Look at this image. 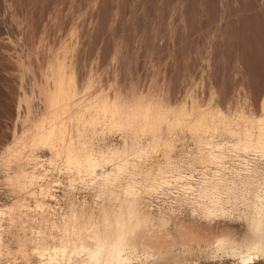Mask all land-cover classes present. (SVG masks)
Segmentation results:
<instances>
[{
  "label": "rangeland",
  "instance_id": "374dc122",
  "mask_svg": "<svg viewBox=\"0 0 264 264\" xmlns=\"http://www.w3.org/2000/svg\"><path fill=\"white\" fill-rule=\"evenodd\" d=\"M262 101L264 0H0V264H264V148L194 122Z\"/></svg>",
  "mask_w": 264,
  "mask_h": 264
},
{
  "label": "bare ground",
  "instance_id": "6f19581e",
  "mask_svg": "<svg viewBox=\"0 0 264 264\" xmlns=\"http://www.w3.org/2000/svg\"><path fill=\"white\" fill-rule=\"evenodd\" d=\"M56 72H57V75L58 74L59 75L57 77L56 85H55L54 91H53L54 95H53V103L52 104H54L53 105L54 107H56V106L58 107L55 109L56 110L55 112H63V111H65V108L69 105L70 97L73 94V91L71 90V85H70V83L72 81H71V79H68V84H67L68 89L66 90L65 88L62 87V85L65 82V80L63 78V66H62V64L61 65L57 64ZM152 103L155 104L154 102H152ZM152 103H149L146 105H141V104L138 105L137 106V112L132 114V119L136 120L137 118H140L143 120H151L154 122H158L162 119H165L164 113L161 110H158L156 108V106H153ZM111 106L113 108V110H112L113 114H115L117 111V108H118V105L116 103L110 104V103H108V101H105V102H103L101 107L104 111H107V109ZM261 107H262V109H261L262 112H261L260 116L256 119L250 120L249 121L250 126L248 127L250 129H245L242 132H239L238 130L235 129V126L238 125L236 122L234 123L233 120H229L228 117L222 115L219 112H213L212 111V112H208V113H201L199 115V117L194 120V122L199 123V122L210 121L213 124L216 123L215 124L216 126H211V124L205 123V125H207L205 127V130H211V129L217 130V128H219V127H217V125H218V126H222L221 131H226V132H229L230 134L233 133V135L236 134V136L238 135V139H237L238 142L235 145V147H237V149L240 148L243 150H245V149L249 150V149L253 148V149H262L263 150V148H264V101H262ZM129 113H131V112H126L125 114H129ZM53 116H55V115H53ZM186 118H187L186 115H184L183 112H180V114L176 115L172 120L177 123L181 120H185ZM197 126H199V124H197L196 126H193L191 129L199 130V128H197ZM40 128H41V126H40ZM64 129H66V128H64L63 122L61 120H59V118L57 119L55 117V118L51 119V122L49 123V125L46 129L47 131L38 130L36 137L41 139L40 144L44 143L46 145L49 144V145L53 146V145H55L54 142L56 141V139H60L63 137ZM252 129L257 130V132L253 133ZM66 151L68 153H70V151H72V148L66 147ZM68 158L70 159V158H72V156L69 155ZM85 161H87L85 166H87V167L92 166V164H93L92 158L89 155L86 157ZM262 237L264 238V233H263ZM119 240L120 239H118V241ZM111 247L112 248L110 250H108V254H109L108 256L115 258V260H116V258H118V256H119V249L121 248V245L119 248V243L116 242V243L112 244ZM253 247H254V249L257 248V249L261 250L262 253L264 254V239H263V241L258 240L257 242H255ZM94 253H96V252H94ZM97 254H98V252H97ZM105 259H107V258H105ZM119 259H120V257H119ZM250 260H251L250 257L242 258L241 260H239V264H249Z\"/></svg>",
  "mask_w": 264,
  "mask_h": 264
}]
</instances>
